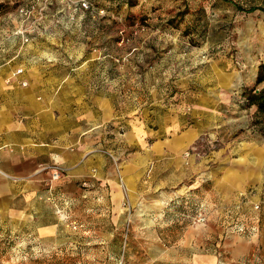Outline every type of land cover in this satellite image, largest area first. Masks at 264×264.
<instances>
[{
	"label": "crops",
	"instance_id": "obj_1",
	"mask_svg": "<svg viewBox=\"0 0 264 264\" xmlns=\"http://www.w3.org/2000/svg\"><path fill=\"white\" fill-rule=\"evenodd\" d=\"M70 30L57 29L55 41L45 32L10 63L14 41L0 44L7 51L0 54V236L128 238L136 215L144 219L152 210L151 219L165 227L169 213L168 224L177 226L176 210L199 208L206 218L193 231L199 237L180 215L189 238L186 264H264V217L257 225L263 213L252 208L264 200V134L234 99L236 80L217 64L195 75L161 77L155 62L115 78L110 60L97 58L99 50L83 54L78 31L72 33L77 39L59 41ZM123 61L120 66L131 67ZM17 69L22 74L11 79ZM172 94L180 99L175 104ZM249 108L255 117L256 107ZM205 139L221 147L185 157ZM100 151L124 154L119 180ZM52 166L62 170L57 182L44 170ZM148 199L152 206L142 201ZM213 209L210 235L218 238L208 236ZM227 219L257 230L227 235Z\"/></svg>",
	"mask_w": 264,
	"mask_h": 264
},
{
	"label": "rangeland",
	"instance_id": "obj_2",
	"mask_svg": "<svg viewBox=\"0 0 264 264\" xmlns=\"http://www.w3.org/2000/svg\"><path fill=\"white\" fill-rule=\"evenodd\" d=\"M31 1L0 0V44L14 41L15 60L20 59L25 47L42 41L45 32L49 33L48 40H54L57 29L77 27L59 41L70 42L78 37L77 42L86 48L84 55L92 53L87 48L99 50L94 51L97 58L110 60L115 78L145 72L152 62L160 65L159 76L171 79L195 75L205 64H217L230 78L238 75L241 84L234 99L241 101L239 108L247 119L252 118L250 125L264 134L263 125L255 123L256 116L249 115L253 105L245 97L249 91L256 93L263 87L256 86L255 81L264 64V12L248 9L263 8L264 0H89L90 11L79 9L77 0H51L46 5L31 3L35 12L28 23L22 22L18 9ZM41 10L42 17L38 14ZM100 10L105 15L99 14ZM75 30L77 37L72 34ZM121 31L123 43L119 44ZM14 32H21L28 42L22 44V38ZM105 44L108 47L104 52ZM125 59L131 67L120 66ZM174 96L169 99L175 104L180 99ZM206 142L197 144L206 155L221 147L217 141ZM142 201L152 206V200ZM212 212L208 236L218 238L210 235L216 225L215 209ZM152 213L149 210L144 219L136 215L135 225L128 223V238H87L77 232L71 233L72 238H9L2 233L0 264H186L185 240L189 238H184L186 226L180 222V215L188 216L186 225L192 235L199 237L197 231L193 232L200 227L193 224L194 210H176L172 220L177 226L168 224L172 216L167 213L165 227L151 219ZM232 225L227 219L225 234L233 235ZM168 230L176 232L170 238L157 237Z\"/></svg>",
	"mask_w": 264,
	"mask_h": 264
},
{
	"label": "built area",
	"instance_id": "obj_3",
	"mask_svg": "<svg viewBox=\"0 0 264 264\" xmlns=\"http://www.w3.org/2000/svg\"><path fill=\"white\" fill-rule=\"evenodd\" d=\"M51 0H32L28 5H25L24 7L22 8H19L18 9V13H19V16L21 17L22 19V22H29L30 21V18L32 16V14L35 12V9H33V6L31 5V3L33 2H40V3H44L45 5L48 4V2H50ZM77 3H78V7L79 9H82L83 11H90L91 7L89 4L90 1L89 0H77ZM43 10L39 11L38 14L39 16H43L42 14ZM99 14H104V10L103 11H99ZM21 32H14L13 35L14 36H20L22 38V44L24 43H27L28 42V38L26 36H21ZM120 35V40H119V44H122L123 43V32L121 31L119 33ZM14 57H12L11 59H9L8 63H10L11 61H13ZM20 74H22V70L21 69H17L15 70L14 72L11 73L10 75V78L11 79H14L15 77L19 76ZM21 86H26V83L25 82H22L21 83ZM207 144H211L212 142L211 141H207L206 142ZM198 151V148L197 147H192L189 151H187L184 155L185 157H188L191 153H197ZM101 154H103L110 162V164L112 166H114L115 168V173H116V176L119 180L120 178V175H119V172H120V165H121V162H122V158L124 156V154H117L115 153L114 151L113 152H108V151H100ZM44 170H47V171H50V181L51 182H57L61 179V176H62V170H60L57 166H52V167H47V168H44ZM253 210L260 213L262 212L263 215H258L257 219H256V223L257 225L260 224V221H261V217L263 216L264 217V200H262L261 202L255 204L252 206ZM57 214H58V219L61 221V222H66L68 220V216L63 212L62 209H59L57 210ZM205 221H206V218H205V215L203 214V212L198 208L195 210V219H194V225H197V226H204L205 225ZM257 230V227H249V226H245L244 224H240L238 222L234 223L232 225V233L236 234V235H242V236H250L252 235L253 233H255Z\"/></svg>",
	"mask_w": 264,
	"mask_h": 264
},
{
	"label": "trees",
	"instance_id": "obj_4",
	"mask_svg": "<svg viewBox=\"0 0 264 264\" xmlns=\"http://www.w3.org/2000/svg\"><path fill=\"white\" fill-rule=\"evenodd\" d=\"M257 10H261L264 12V7L261 6H251L248 11L254 12ZM255 85H263V87L255 93V90L249 91L246 93V98L248 100L249 105H253L256 107V124H262V120L264 118V64L259 67V73L256 77Z\"/></svg>",
	"mask_w": 264,
	"mask_h": 264
},
{
	"label": "bare ground",
	"instance_id": "obj_5",
	"mask_svg": "<svg viewBox=\"0 0 264 264\" xmlns=\"http://www.w3.org/2000/svg\"><path fill=\"white\" fill-rule=\"evenodd\" d=\"M233 78L236 80L237 84H236V88H239L240 87V84H241V81H240V78L238 77V75L236 76H233Z\"/></svg>",
	"mask_w": 264,
	"mask_h": 264
}]
</instances>
